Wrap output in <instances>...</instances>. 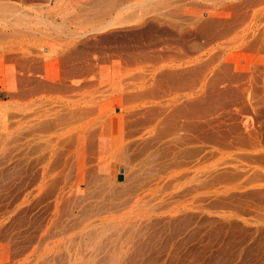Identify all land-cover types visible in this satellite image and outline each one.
I'll list each match as a JSON object with an SVG mask.
<instances>
[{"label": "rangeland", "instance_id": "374dc122", "mask_svg": "<svg viewBox=\"0 0 264 264\" xmlns=\"http://www.w3.org/2000/svg\"><path fill=\"white\" fill-rule=\"evenodd\" d=\"M0 264H264V0H0Z\"/></svg>", "mask_w": 264, "mask_h": 264}, {"label": "crops", "instance_id": "0c3cea01", "mask_svg": "<svg viewBox=\"0 0 264 264\" xmlns=\"http://www.w3.org/2000/svg\"><path fill=\"white\" fill-rule=\"evenodd\" d=\"M77 76L83 77V76H84V72H83V70H81V71L79 72V74H77Z\"/></svg>", "mask_w": 264, "mask_h": 264}]
</instances>
